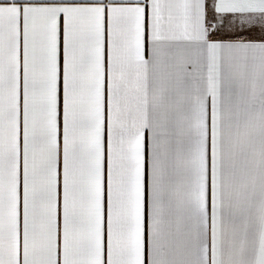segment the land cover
<instances>
[{
    "label": "snow or ice",
    "instance_id": "obj_1",
    "mask_svg": "<svg viewBox=\"0 0 264 264\" xmlns=\"http://www.w3.org/2000/svg\"><path fill=\"white\" fill-rule=\"evenodd\" d=\"M0 264H264V0H0Z\"/></svg>",
    "mask_w": 264,
    "mask_h": 264
},
{
    "label": "crops",
    "instance_id": "obj_2",
    "mask_svg": "<svg viewBox=\"0 0 264 264\" xmlns=\"http://www.w3.org/2000/svg\"><path fill=\"white\" fill-rule=\"evenodd\" d=\"M240 163L247 171L251 173L252 171L255 170L257 164L259 163V157L253 149L249 148L246 158L242 160ZM32 227L33 225L30 217V231L32 230ZM198 243L199 244L210 243V236L206 237L202 234L199 237Z\"/></svg>",
    "mask_w": 264,
    "mask_h": 264
}]
</instances>
